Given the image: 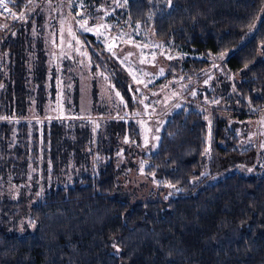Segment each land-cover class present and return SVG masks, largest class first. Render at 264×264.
Here are the masks:
<instances>
[{
  "label": "trees",
  "instance_id": "obj_1",
  "mask_svg": "<svg viewBox=\"0 0 264 264\" xmlns=\"http://www.w3.org/2000/svg\"><path fill=\"white\" fill-rule=\"evenodd\" d=\"M25 1H12L10 9L20 12ZM36 2L0 33V161L16 163L22 174L38 159H51V144L54 159L65 144L84 145L58 116L38 123L51 109L52 116L60 113L54 110L59 93L67 115L69 108L79 112L85 80L95 81L100 71L128 108L135 105L129 75L98 51L92 35L80 34L90 71L65 53L52 58L48 42L58 34L57 6L65 2ZM124 16L151 26L160 43L175 41L193 54H229L239 89L255 105L264 101V0H129ZM171 65L179 67L177 61ZM104 126V136L93 132L87 141L98 153L109 147L111 161L95 176L42 192L29 211L32 231L12 233L25 201L0 199V264H264V176L236 173L204 186L192 181L205 165L209 133L203 113L195 107L173 113L148 157V174L184 190L165 201L131 203L117 193L115 138L119 133L138 141L141 128L114 117ZM238 141L222 121L214 123L212 171L251 162L254 149L239 151Z\"/></svg>",
  "mask_w": 264,
  "mask_h": 264
},
{
  "label": "rangeland",
  "instance_id": "obj_2",
  "mask_svg": "<svg viewBox=\"0 0 264 264\" xmlns=\"http://www.w3.org/2000/svg\"><path fill=\"white\" fill-rule=\"evenodd\" d=\"M36 1L26 0L20 12L10 8L5 11L0 20V33L11 22L31 13ZM62 2H65L63 6L61 3L57 6L60 14L62 12L59 27L53 29L58 34L48 42L53 49L52 58L57 59L60 53H65L76 58L84 70L90 71V54L80 34L92 35L101 45L98 51L114 58L129 75L135 105L128 108L121 93L100 71L94 78L96 82L85 80L79 112L69 108L67 115L59 93L54 110H60V113L52 116L51 109L47 119L38 123H51L52 118L58 116L59 124H66V129L71 130L72 136L81 139L84 145L65 144L62 156L56 152L54 159L51 144L48 147L51 159H38L34 165L28 166L26 174H22L16 163L9 166L0 161V199L25 201L20 223L12 233L22 234L34 229L28 222V215L31 206L40 200L42 192L73 185L85 175L95 176L102 165L111 161L109 147L98 153L96 146L87 141L93 132L102 131L104 136V122L111 117L133 121L141 128L138 141L119 133L115 138L119 143L114 156L117 193L131 203L165 201L184 194L181 187L147 173L148 157L158 148L166 122L173 113L184 108L195 107L204 114L208 124L205 165L201 175L192 180L194 183H202V186L213 184L236 173L244 177L264 176V101L255 105L239 89V79L226 62L229 54H193L175 41L160 43L154 37L151 26L133 23L124 16L129 0ZM90 17L96 20L91 22ZM193 60L198 64L204 63L198 67ZM172 61H177L179 67L172 66ZM219 120L239 138L236 146L239 151L254 149L250 163L238 160L212 171L209 161L214 153L213 128ZM79 121L81 124L77 125ZM58 129L61 130L60 127ZM83 131L84 138H79L76 133ZM58 149H62L61 143Z\"/></svg>",
  "mask_w": 264,
  "mask_h": 264
},
{
  "label": "built area",
  "instance_id": "obj_3",
  "mask_svg": "<svg viewBox=\"0 0 264 264\" xmlns=\"http://www.w3.org/2000/svg\"><path fill=\"white\" fill-rule=\"evenodd\" d=\"M12 1L13 0H0V15L5 14V11H7L10 8L9 4Z\"/></svg>",
  "mask_w": 264,
  "mask_h": 264
},
{
  "label": "crops",
  "instance_id": "obj_4",
  "mask_svg": "<svg viewBox=\"0 0 264 264\" xmlns=\"http://www.w3.org/2000/svg\"><path fill=\"white\" fill-rule=\"evenodd\" d=\"M2 16H4V15H0V20H1V17H2ZM1 28H2V27H1V25H0V30H1ZM0 37H1V36H0Z\"/></svg>",
  "mask_w": 264,
  "mask_h": 264
}]
</instances>
